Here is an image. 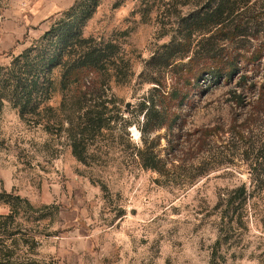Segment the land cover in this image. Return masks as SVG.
I'll list each match as a JSON object with an SVG mask.
<instances>
[{"label": "rangeland", "instance_id": "374dc122", "mask_svg": "<svg viewBox=\"0 0 264 264\" xmlns=\"http://www.w3.org/2000/svg\"><path fill=\"white\" fill-rule=\"evenodd\" d=\"M75 1L0 0V65L30 47ZM144 2L156 5L147 21ZM252 4V14L243 17L251 23L248 32L235 45L225 42L228 54L243 47L237 72L217 81L205 76L199 83H181L187 98L181 105L175 101L178 120L172 130L153 135L161 138L157 150L168 161L165 175L131 157L134 147L144 146L140 104L153 87L142 84L140 75L173 35L162 36L169 27L158 25L159 0H102L84 29L86 37L118 43L134 73L126 83L112 84L123 117L132 124L124 130L125 121L119 120L114 142L110 138L108 148L101 144L92 151L94 164L79 162L64 134L4 109L0 197L22 201L7 237L17 239L24 259L210 264L216 253L221 264H264V0ZM170 83L172 92L176 86ZM60 101L57 93L51 105ZM199 169L207 175L196 181ZM241 187L245 203L236 192ZM11 213L0 201V217Z\"/></svg>", "mask_w": 264, "mask_h": 264}, {"label": "trees", "instance_id": "16d2710c", "mask_svg": "<svg viewBox=\"0 0 264 264\" xmlns=\"http://www.w3.org/2000/svg\"><path fill=\"white\" fill-rule=\"evenodd\" d=\"M253 1L159 0L158 25L169 27L162 36H169L170 31L173 35L157 47L140 75L142 84L153 85L140 104L143 123L139 129L144 146L134 147L131 156L144 169L162 175L168 172V161L157 150L161 138L153 135L172 130L178 120L175 110L187 98L178 86L199 83L205 76L217 81L237 72L243 47L237 48V54H228L225 42L235 45L248 32L251 23L243 17L254 11ZM101 2L76 0L30 47L13 56L8 65H0V117L9 106L29 124L64 134L73 155L86 165L95 163L94 149L101 144L107 147L105 142L110 138L114 142L120 119L125 121L124 130L132 124L123 117L112 88L113 83H126L134 75L126 51L114 41L84 35ZM143 6L142 17L147 21L156 5L144 2ZM186 7L189 10L183 13ZM170 82L176 86L172 92L167 90ZM57 93L61 101L54 107L51 102ZM178 100L179 105L175 103ZM168 143L173 149L171 141ZM199 170L195 180L207 175V171ZM236 192L245 203V187ZM0 201L12 211L0 217V264H34L24 259L17 239L7 237V225L19 215L21 199L2 195ZM210 264H221L216 253Z\"/></svg>", "mask_w": 264, "mask_h": 264}]
</instances>
